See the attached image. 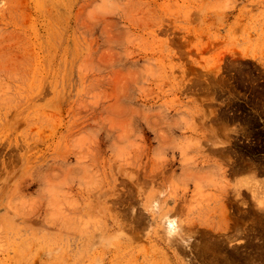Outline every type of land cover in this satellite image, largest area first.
<instances>
[{
  "label": "rangeland",
  "instance_id": "1",
  "mask_svg": "<svg viewBox=\"0 0 264 264\" xmlns=\"http://www.w3.org/2000/svg\"><path fill=\"white\" fill-rule=\"evenodd\" d=\"M0 264H264V0H0Z\"/></svg>",
  "mask_w": 264,
  "mask_h": 264
}]
</instances>
